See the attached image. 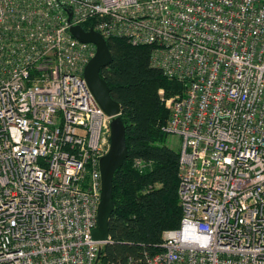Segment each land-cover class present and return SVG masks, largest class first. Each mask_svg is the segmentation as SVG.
<instances>
[{
	"label": "built area",
	"instance_id": "obj_1",
	"mask_svg": "<svg viewBox=\"0 0 264 264\" xmlns=\"http://www.w3.org/2000/svg\"><path fill=\"white\" fill-rule=\"evenodd\" d=\"M85 24L184 87L162 128L181 219L145 264H264V0H0V264H97L106 245L112 117L84 80L95 46L69 32Z\"/></svg>",
	"mask_w": 264,
	"mask_h": 264
},
{
	"label": "trees",
	"instance_id": "obj_2",
	"mask_svg": "<svg viewBox=\"0 0 264 264\" xmlns=\"http://www.w3.org/2000/svg\"><path fill=\"white\" fill-rule=\"evenodd\" d=\"M106 43L112 61L99 75L120 105L127 157L114 173L109 242L97 264H145L163 232L177 229L181 219L179 152L166 145L168 135L162 128L169 116L164 102L181 95L184 87L150 67L151 47L132 46L123 39Z\"/></svg>",
	"mask_w": 264,
	"mask_h": 264
},
{
	"label": "water",
	"instance_id": "obj_3",
	"mask_svg": "<svg viewBox=\"0 0 264 264\" xmlns=\"http://www.w3.org/2000/svg\"><path fill=\"white\" fill-rule=\"evenodd\" d=\"M69 32L79 42L95 46V55L84 68V80L98 106L107 116L112 117L110 123V148L108 153L101 158L99 164L101 195L97 210L96 227L91 234L92 240L107 244L109 239L108 220L114 208L112 200L113 177L127 157L125 130L120 118V105L112 100L106 82L99 75L100 70L111 63L112 57L106 40L93 29L86 31L82 26H72ZM98 256H100V253Z\"/></svg>",
	"mask_w": 264,
	"mask_h": 264
},
{
	"label": "rangeland",
	"instance_id": "obj_4",
	"mask_svg": "<svg viewBox=\"0 0 264 264\" xmlns=\"http://www.w3.org/2000/svg\"><path fill=\"white\" fill-rule=\"evenodd\" d=\"M159 94L162 95V91H160ZM164 104H165L166 109H168V112H169V108L167 104L165 102ZM166 145L173 151H178L180 148V140L174 135H168Z\"/></svg>",
	"mask_w": 264,
	"mask_h": 264
}]
</instances>
